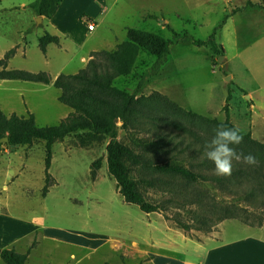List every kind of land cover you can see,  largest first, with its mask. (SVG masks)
Here are the masks:
<instances>
[{"label":"rangeland","instance_id":"374dc122","mask_svg":"<svg viewBox=\"0 0 264 264\" xmlns=\"http://www.w3.org/2000/svg\"><path fill=\"white\" fill-rule=\"evenodd\" d=\"M13 3H17V0ZM258 5L264 6V0ZM235 8H225L220 3L214 5L209 0H105L103 6L97 8L100 15L98 18H90L87 15L75 18L71 38L62 36L60 44L51 45L45 53L33 47L30 58L26 59L21 51H18L8 61V66L18 67L27 63L35 69H41L40 71L49 73L44 69H50L53 73H58L62 62L69 59L70 63L65 72L74 74L83 68L82 57L88 59L93 50H115L118 44L126 41V28L160 32V35L172 42L164 61L157 65L156 55L149 50L140 49L132 72L114 81V86L119 89L137 94V102L130 108L132 118L129 126L124 128L123 123L119 121L116 128L119 140L133 153V157L128 161L129 177L147 198H168L171 218H176L191 208L186 198L193 196L205 198L211 204H216L213 202L215 200L217 203L231 205L232 208H241L240 206L250 205L247 201L251 198L234 194L246 187L237 186L230 178L231 185L224 183L221 188L228 190L232 187V194L221 193L217 183H211V179L189 184L181 178H167L164 185H151L154 179L160 182L163 178L156 170L157 165L172 162L191 166L195 163L190 158V152L205 149V144L212 140L218 123L223 124L226 121V105L235 128L239 129L241 134L264 144V8H249L251 11L248 16L239 15L234 25L230 23L224 29L229 20L228 14ZM94 10H90V14ZM149 12L158 15L156 21L147 19ZM10 14L12 17H18L22 12L20 8L11 7ZM102 17L106 18L103 22ZM142 18L147 20L143 22ZM160 20L163 29L160 28ZM88 23L96 24V29L90 31ZM7 26L9 24H5V27ZM18 26L19 23L11 24L12 36H16L15 30ZM217 27L220 28L217 31V42L225 50L221 55H213L209 47L194 43L195 40H208ZM234 28L239 30L238 36ZM37 30L49 32L47 23ZM33 39L34 33H31L27 40ZM7 41L15 43L16 39L12 37L5 40ZM21 42L25 43V40ZM62 45L68 49L65 56L59 49ZM153 50L155 51V47ZM221 56H225V59L219 62ZM97 59L103 64L110 63L102 56H97ZM1 70L3 67H0ZM154 93H159L162 97L149 100ZM106 99L120 102L112 97ZM96 141H102L100 146L104 147L109 138ZM67 142L70 146H80L84 149L98 147L97 143H87L77 135L67 137ZM1 148L10 147L3 145ZM24 150L20 147L2 155L1 169L10 164L12 172L20 175L23 162H28L32 164L33 172L39 175L41 157L45 152L43 146H35L33 156L28 161L23 156ZM93 156L95 154L90 153L89 157ZM73 158L78 162L80 171L87 170V158L77 157V153ZM201 161L202 158L195 164ZM237 162L240 161L233 160L232 166ZM260 166L264 172V161L260 162ZM99 172L105 177L102 186H96V180L90 177V186L85 191L80 190V184L77 182L65 180L66 182L61 184V192L65 195L61 202L69 207H90L94 223L107 220L112 212H119L121 216L134 221H147L148 214L143 213L138 206L124 201L117 189L116 180L109 174L108 165ZM4 174L5 172L1 174L0 182L3 181ZM205 175L206 178L211 176L209 172ZM262 180L264 181V176ZM87 181L85 178V183ZM44 186L45 181L30 174L11 184V198L8 199L11 213H22V209L17 205L25 203L33 208V212L23 213L21 217L33 220L35 218L39 223L59 224V221L54 220L56 214L44 220ZM25 187L31 188V193H27ZM256 195H262L264 198V191L257 190ZM49 207L52 210V203ZM84 213L88 215L87 210ZM249 219L254 223L264 222V207ZM168 222L177 227L174 220ZM224 222L227 226L237 228L240 223L244 224L237 220ZM230 228L228 227V230H231L232 235H236L234 228ZM252 228L262 231L264 226ZM243 236L244 234H241L237 237ZM52 243L54 244L43 242L42 246H50Z\"/></svg>","mask_w":264,"mask_h":264},{"label":"crops","instance_id":"0c3cea01","mask_svg":"<svg viewBox=\"0 0 264 264\" xmlns=\"http://www.w3.org/2000/svg\"><path fill=\"white\" fill-rule=\"evenodd\" d=\"M13 1L16 0H0V60L13 48H17V52L21 51L25 59L30 58L33 47L42 52L39 39L46 31L39 32L37 29L45 23L48 25L50 34L60 38L62 36L71 38V34L74 32L75 18L83 15L98 18L100 15L97 8L103 6L105 2V0H64L54 17L50 19L43 17L42 22L38 23L36 20L39 16L28 7L34 0H17V3H13ZM209 1H212L214 5L220 3L227 8L244 7L249 2L258 4L263 0ZM11 7L20 8L22 14L12 17ZM90 10L94 11L90 14ZM250 11L248 8L234 14L229 13L232 15L228 17L229 20L227 19L228 22L224 29L230 23L234 25L236 17L243 14L248 16ZM147 14V19L156 21L157 14L152 12ZM105 19L102 17L101 22ZM142 19L143 22L147 20L146 18ZM15 23H19V26L15 30L16 36H12L11 24ZM5 24H9V26L5 27ZM160 24V28L163 29L162 20H160ZM234 30L238 36L239 30L237 28ZM31 33H34V39L27 40ZM12 37L16 39L15 43L5 42ZM22 40H25V43H22ZM51 45L57 44L48 45V51ZM59 49L63 56L68 54L66 46L62 45ZM94 52L98 51L93 50L88 59L82 57L83 68L87 66ZM69 63V59L64 60L58 73H53L50 69L44 70L49 71L56 79L61 73H66ZM8 69L31 72L41 70L35 69L27 63L18 67L9 65ZM61 95L62 90L57 88L54 83L0 79V109L8 117L17 114L20 117L28 118L30 114H34L38 127L57 126L74 112L70 106L60 101ZM37 145L43 146L45 151L41 157L39 175L33 172V166L28 162H23L20 175L12 172L10 164L1 169L3 165L0 163V176L5 172V177L0 182V254L3 249H15L23 253L30 250L26 264H264V228L261 231L259 228H252L241 223L239 224L241 228H237V226H227L226 222H222L216 232L200 235H197L199 232H196L197 237H191L182 229L168 222L159 212L148 214L147 221L144 219L134 221L121 216L119 212H112L107 220H99L94 223L90 207L77 208L64 205L61 202L65 197L61 192V184L65 183V180H69L72 183L80 184L79 188L82 191L88 189L90 177H92L91 163L93 160L103 157V167L108 165L107 145L82 149L70 146L67 138L53 145L50 174L56 180V185L50 187L44 197L42 212L45 221L50 215L56 214L57 217L54 220L59 221V224L39 223L35 218L33 220L21 217L23 213L33 212V208L25 203L17 205L22 209V213H11L8 200L11 198V184L26 174L34 175L45 181L46 143L36 141L31 147H23L25 149L23 156L26 161L30 160L34 147ZM1 147L0 159L2 155L9 154L10 151H15L21 146L8 149ZM78 150L80 152H76ZM76 153L77 157L87 158V170H83V172L79 170V164L73 158ZM90 153H94L95 156L90 158ZM85 178L88 180L87 183H85ZM95 180L96 186H102L105 177L101 176L98 171ZM25 191L31 193L32 190L25 187ZM3 193H7L6 196L2 195ZM50 203H52V210L49 207ZM85 210L88 211V215L84 213ZM228 227L234 228L236 235H232ZM241 234L244 236L238 238L237 236ZM34 242L37 244L32 247ZM43 242H54V244L43 247ZM0 264H5L1 255Z\"/></svg>","mask_w":264,"mask_h":264},{"label":"trees","instance_id":"16d2710c","mask_svg":"<svg viewBox=\"0 0 264 264\" xmlns=\"http://www.w3.org/2000/svg\"><path fill=\"white\" fill-rule=\"evenodd\" d=\"M64 0H34L29 4L36 15L50 19L54 17L61 3ZM260 7L258 4L249 2L244 7H236L232 14L244 11L248 8ZM228 14L227 18L232 15ZM155 17V16H150ZM216 28L208 40H195L198 46L209 47L213 55H221L225 52L224 47L217 42ZM160 32L147 31L138 28H127V40L118 44L115 50H102L94 52L87 66L75 74L61 73L56 79L48 72H31L21 69H8V61L16 54L17 48L8 51L3 59L0 60V79L22 80L30 82H41L45 84L54 83L62 90L60 101L70 106L74 112L64 118L57 126L38 127L34 114L28 118L13 114L11 117L5 115L0 109V147L3 145L31 147L36 141L46 143L45 159V186L43 196L49 192L50 187L56 185V180L50 174L52 164V148L56 142L64 141L67 137L77 135L87 143L95 142L100 147L102 138H109L106 147L107 162L110 175L116 180L117 189L130 205H136L144 213L153 212L162 213L166 220H174L177 227L182 229L187 235L197 237L196 232L211 234L219 229V225L225 220H237L251 227H262L264 222L254 223L250 221V216H255L256 212L264 207V198L262 195H256V191H264V181L262 180L264 172L261 170L260 162L264 161V144H261L248 135H243V142L235 146L238 152L242 151L245 155L251 153L257 159L253 166L245 164L242 160L232 166L230 176L217 175L215 165L204 155L203 150H192L190 158L194 162L202 161L191 166L167 162L157 165V172L163 178L160 182L154 179L152 186L162 184L167 178H181L189 184H198L215 181L216 186L221 193L227 194L233 192L232 187L225 189L221 186L225 184L244 185L237 193L249 196L251 199L247 202L250 205L240 206L241 208H232L231 205L224 203L211 204L205 198L197 196L187 197L191 208H188L183 214L176 218L169 215V199L165 196L156 198H147L143 191L129 177L128 161L133 157L132 151L119 140L115 120L119 119L123 127L127 128L130 124L132 113L130 108L137 102L136 93H129L114 86V81L121 76L129 75L138 60L140 49L151 51L157 56L156 64H161L169 54L171 41L165 39ZM50 44H60V37L46 32L39 39V46L45 53ZM155 47V51L153 50ZM97 56H102L110 63L99 62ZM112 97L119 100V103L106 99ZM162 97L159 93H154L149 100ZM229 99V98H228ZM226 121L223 123L227 128H235L231 122L228 105L225 106ZM217 122V121H215ZM218 123V122H217ZM218 125H221L218 123ZM8 137L7 143H1V140ZM231 147V146H230ZM84 149L83 147H80ZM97 148V147H95ZM88 149V148H86ZM93 149V148H92ZM104 158L100 157L91 163L92 179L95 180L98 171L103 167ZM212 178H206V173ZM230 178V179H229ZM253 186L254 188H250ZM247 189V190H246ZM260 198V199H259ZM183 199H185L183 197ZM193 205V206H192ZM246 215V216H245ZM34 242L32 247H35ZM30 250L19 252L15 249H3L1 258L5 264H26L29 258Z\"/></svg>","mask_w":264,"mask_h":264},{"label":"clouds","instance_id":"9594fccd","mask_svg":"<svg viewBox=\"0 0 264 264\" xmlns=\"http://www.w3.org/2000/svg\"><path fill=\"white\" fill-rule=\"evenodd\" d=\"M214 131L215 136L205 144L204 155L214 163L217 175L230 176L233 160H242L250 166L257 163L256 157L251 153L245 155L242 151L238 152L235 147H230V145H240L243 142V136L239 129L227 128L221 124Z\"/></svg>","mask_w":264,"mask_h":264},{"label":"water","instance_id":"95a60500","mask_svg":"<svg viewBox=\"0 0 264 264\" xmlns=\"http://www.w3.org/2000/svg\"><path fill=\"white\" fill-rule=\"evenodd\" d=\"M42 18H43L42 16H39L36 21L38 23H41L42 22ZM224 59H225V56H221L219 58V62H222V60H224ZM227 78H229V77H227ZM118 123H119V119H116L115 120V127L117 126ZM7 142H8V137H6V138H4V139L1 140V143H7ZM16 147L15 146H12V148H16Z\"/></svg>","mask_w":264,"mask_h":264},{"label":"built area","instance_id":"2783aa9c","mask_svg":"<svg viewBox=\"0 0 264 264\" xmlns=\"http://www.w3.org/2000/svg\"><path fill=\"white\" fill-rule=\"evenodd\" d=\"M88 28H89L90 31H93V30L96 29V24H94V23H88Z\"/></svg>","mask_w":264,"mask_h":264}]
</instances>
